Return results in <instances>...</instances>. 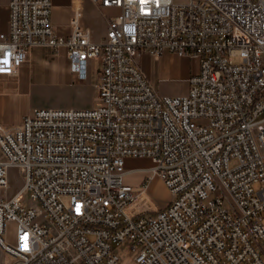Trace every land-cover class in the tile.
Listing matches in <instances>:
<instances>
[{
  "label": "built area",
  "instance_id": "built-area-1",
  "mask_svg": "<svg viewBox=\"0 0 264 264\" xmlns=\"http://www.w3.org/2000/svg\"><path fill=\"white\" fill-rule=\"evenodd\" d=\"M90 1L118 10L99 42L83 0H73L66 37L52 0L8 5L0 75H15L33 47L63 48L78 80L89 61L99 65L97 106L0 124V190L10 189L8 168L24 176L0 197L9 264H123L122 245L131 264H264V0ZM164 51L198 62L184 95L158 94L137 64ZM131 159L149 165L127 169ZM141 172L139 186L124 184ZM153 177L172 196L164 208L148 192Z\"/></svg>",
  "mask_w": 264,
  "mask_h": 264
},
{
  "label": "crops",
  "instance_id": "crops-1",
  "mask_svg": "<svg viewBox=\"0 0 264 264\" xmlns=\"http://www.w3.org/2000/svg\"><path fill=\"white\" fill-rule=\"evenodd\" d=\"M85 1L83 0V10ZM9 2L10 0H0V33L7 32L9 28ZM72 7L73 0H52V23L59 36L66 37L70 34L69 20ZM104 21L106 24V20ZM87 27L93 31V39L97 41L94 30ZM89 64L90 61L88 67ZM137 64L157 93L162 91L165 96L186 94L189 77L198 71V62L195 59L179 56L169 51H164L158 57L143 53L137 57ZM88 67L86 79L78 80L76 75L69 71L68 60L63 48L59 49L58 53L44 47L31 48L26 61L15 75H0V124H19L25 115L35 109L33 95L36 85L53 82L69 84L75 80L80 85H86L89 82ZM177 84L185 85L184 90L173 89ZM0 264L4 263L0 261Z\"/></svg>",
  "mask_w": 264,
  "mask_h": 264
},
{
  "label": "rangeland",
  "instance_id": "rangeland-1",
  "mask_svg": "<svg viewBox=\"0 0 264 264\" xmlns=\"http://www.w3.org/2000/svg\"><path fill=\"white\" fill-rule=\"evenodd\" d=\"M188 0H173L174 3H185ZM117 9H98L90 0L85 1L84 6V22L87 26L91 27L97 39V42L104 36L107 30L105 24V16L116 15ZM234 63H239L238 58L233 59ZM99 65L95 61H90L88 72L89 82L86 85H80L75 81L71 83L53 82L44 85H36L33 95V107L35 109H85L97 106L98 100L96 99V88L94 84L97 81V69ZM185 85H174L175 90H184ZM160 95H165L164 92L159 91ZM234 164V163H233ZM149 161L147 159H131L126 163V168L141 167L147 168ZM8 179L10 182V189L8 192L0 190V197L11 196L14 192L21 189L24 185L23 172L19 167L8 168ZM148 174L145 172L127 174L124 178V184L129 186H139L142 179ZM148 192L153 201L160 208H164L171 200V194L164 186L159 177H153L149 181ZM16 232V224L8 222L4 239L6 243H14V234ZM123 264H131L133 255L127 246L122 245L116 249ZM0 261L4 264L11 263V258L0 250Z\"/></svg>",
  "mask_w": 264,
  "mask_h": 264
}]
</instances>
